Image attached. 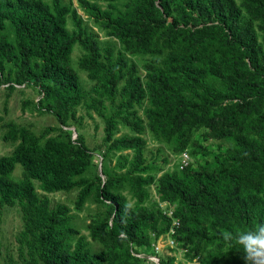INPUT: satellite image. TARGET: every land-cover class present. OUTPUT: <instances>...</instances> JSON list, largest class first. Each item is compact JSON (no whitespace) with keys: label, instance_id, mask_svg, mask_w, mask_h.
Returning a JSON list of instances; mask_svg holds the SVG:
<instances>
[{"label":"trees","instance_id":"1","mask_svg":"<svg viewBox=\"0 0 264 264\" xmlns=\"http://www.w3.org/2000/svg\"><path fill=\"white\" fill-rule=\"evenodd\" d=\"M76 1L85 15L125 49L137 46L160 54L165 47L169 51L159 66L151 67L144 81L121 50L114 54L103 47L98 34L84 24L71 1L0 0L1 84L10 83L6 86L10 90L16 89L14 84L38 88L36 108L51 112L61 124L73 118L76 105L84 101L104 121V141L108 145L103 159L111 151L133 152L130 159L124 155L120 165L126 166L124 174L113 177L104 161L102 174L89 178L84 172L92 165L91 150L82 136L73 140L72 132L62 129L59 135L47 136L55 130L53 127L35 135L24 125L4 124L7 131L3 140L15 145L10 154L0 156V208L19 206L24 222L20 240L29 255L43 264H104L113 256L119 264H130L135 259L130 248L139 250L147 245V230L156 235L161 231L156 228V217L139 207L149 196L146 187L154 180L146 170L149 166L144 164V139L139 135L142 119L134 109L145 100L149 128L158 138L185 144L182 139L189 135L190 122L203 121L233 141L224 154L214 155L220 165L217 169L185 167L162 176L159 199L175 206L173 214L181 218L186 240L195 249L201 241H216L223 246L222 231L235 235L264 222V133L257 132V137L247 135L250 125L221 103L219 93L206 79L214 80L224 70L221 75L230 81L232 92L227 96H236L246 90L245 78L250 75L254 81L257 76L244 60V48L232 39L223 24L228 11L234 12V3L159 0V7L156 0H127L124 9L118 10L115 0ZM96 1L108 2V8H100ZM195 9L202 18L200 26L188 23ZM172 10L182 24L176 19L166 21ZM68 19L72 29L67 27ZM76 43L83 51L78 65L89 79L96 81L95 94L110 102L109 112H100L94 98L93 103L84 99L70 60ZM188 92L198 100L184 98L182 94ZM247 96L246 105L250 103ZM117 119L129 125L136 135L114 137ZM17 164L22 171L19 178H14ZM115 186H125L136 206L129 204ZM37 188L42 193L77 188V208L91 196L103 203L105 221L90 225L89 232L93 239H104L107 250L92 251L83 235L70 245L66 236L71 229L65 225L68 208L51 209L49 199L41 196ZM206 226L211 228L209 234L205 233ZM167 227L168 224L164 229ZM229 251L233 252L234 261L241 264V247L233 242Z\"/></svg>","mask_w":264,"mask_h":264},{"label":"rangeland","instance_id":"2","mask_svg":"<svg viewBox=\"0 0 264 264\" xmlns=\"http://www.w3.org/2000/svg\"><path fill=\"white\" fill-rule=\"evenodd\" d=\"M50 1V0H46ZM71 1L77 13L83 18L84 24L94 30L104 44L113 50L114 54L117 50H121L129 62L135 64L137 73L142 80L146 81L147 73H149L153 65H160L168 48L163 47L160 54L149 53L136 48L125 49L118 41L107 34V30L90 19L78 6L76 0ZM234 3V12L228 11V18L224 22V26L230 31L232 39L244 48L245 62L250 66L253 72L257 74L254 81L250 75L245 78V89L243 93L236 96H227L231 94L230 81L221 75L224 70L220 71L218 77L212 80L207 77V81L213 84L219 93L221 103L229 107L232 113H238L242 117L244 123H248L250 130L247 135L257 137V132L264 133V0H231ZM127 0H115L113 3L118 10H123ZM159 7V0H156ZM102 9L108 8V2L96 1ZM171 7L173 5L171 4ZM227 15V14H226ZM198 10H194L192 17L188 19L189 25H202ZM214 15L212 16L211 20ZM173 19L178 20L182 24L181 18L177 12L172 10L170 16L166 17L167 22ZM224 20V19H223ZM67 27L72 29L70 20H67ZM83 51L81 46L76 43L70 54L71 65L77 72L80 87L85 94V101L92 102V98L96 101L100 112H109L111 109L110 102L104 97L97 96L94 92L96 81L87 77L79 65L78 60ZM9 63H6V68ZM7 74V71H4ZM122 82L119 85L121 89ZM253 89V93L252 90ZM251 94L247 96V94ZM184 98L197 101V97H193L188 93L182 94ZM38 94V88L27 85L20 86L10 90L0 82V156L8 155L12 151L15 143L6 142L2 136L7 131L4 124L12 122L18 125L26 126L30 132L39 135L48 127L55 130L50 131L47 136L59 135L60 129L64 131L70 130L76 136H82L85 145L91 150L90 156L92 165L87 168L84 175L93 178L96 174H102L100 167L104 161H107L108 169L113 177H117L125 173V168L120 165L124 162V155L130 159L133 155L131 150L111 151L105 159H103L108 143L104 141V121L97 110L86 106L84 101L76 105L74 117L67 119L65 124H61L53 116L51 112H41L36 108L35 101ZM247 96L248 105L244 104V97ZM117 100L120 95L116 96ZM210 104V101H208ZM147 100L141 105L134 106L136 115L142 119L143 130L139 135L144 139L143 158L144 164L148 165L147 172L154 176L153 182L146 188L148 190V198L139 205V207L156 217V228L161 229L156 235L151 230H147L148 243L143 245L139 250L130 248L135 258L130 264H237L233 257V252L229 251V244L218 246L216 241L199 242L197 249L191 241L186 240L185 230L182 220L173 213L171 217L169 212L175 207L170 201H162L159 199V184L164 173L181 170L180 166L183 160L187 162L185 167L191 169H204L213 167L217 169L220 165L216 164L215 156L222 153L231 145L233 141L222 136L221 131L215 129L203 121L190 122L189 135L183 138V142H175L172 138H158L155 132H152L148 125L145 108ZM135 132L122 120L117 119V126L114 130V137L122 135L133 136ZM136 135V134H135ZM45 138L41 139L43 143ZM13 177L19 178L22 168L20 165L14 167ZM102 179L105 177L102 175ZM36 187L38 182L34 181ZM115 190L119 191L126 198L127 202L136 206L134 198L127 191L125 186H115ZM37 192L41 196L49 199V206L55 210L58 206L68 208L66 213L68 226L71 231L67 232L66 238L73 245L76 238L83 235L89 243V247L94 252L106 251L107 246L104 239H93L89 232L90 225L104 222L106 207L103 203L98 202L93 196L89 197L80 207H75V200L78 189L74 188L69 191H55L51 193H42L38 188ZM139 208V209H140ZM168 224L167 229L164 227ZM109 223L105 225L108 227ZM205 233L209 234L211 228L206 226ZM24 229L22 213L17 204L4 205L0 208V264H43L39 259L31 255L26 250L25 245L20 240V233ZM65 232V231H64ZM113 256V254H112ZM243 264V261L240 262ZM104 264H119V261L113 256L104 261Z\"/></svg>","mask_w":264,"mask_h":264},{"label":"clouds","instance_id":"3","mask_svg":"<svg viewBox=\"0 0 264 264\" xmlns=\"http://www.w3.org/2000/svg\"><path fill=\"white\" fill-rule=\"evenodd\" d=\"M220 235L225 243L231 245L235 242L241 247L243 264H264V222L257 223L254 229L240 231L235 235L227 230Z\"/></svg>","mask_w":264,"mask_h":264},{"label":"built area","instance_id":"4","mask_svg":"<svg viewBox=\"0 0 264 264\" xmlns=\"http://www.w3.org/2000/svg\"><path fill=\"white\" fill-rule=\"evenodd\" d=\"M9 84H10V83H6V84H4V85H5V86H8ZM14 86H15L16 88H17V87H20V86H23V87H24V84H21V85H16V84H14ZM36 100H38V98H37ZM72 139H73V140L76 139V135H75L74 132L72 133ZM186 165H187V162L183 160V163H182V165L180 166V168H182L183 166H186ZM172 213H173V211L169 212L168 215L171 217Z\"/></svg>","mask_w":264,"mask_h":264}]
</instances>
